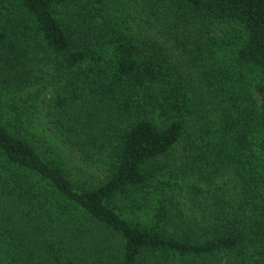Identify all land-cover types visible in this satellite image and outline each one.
I'll list each match as a JSON object with an SVG mask.
<instances>
[{
  "label": "trees",
  "instance_id": "1",
  "mask_svg": "<svg viewBox=\"0 0 264 264\" xmlns=\"http://www.w3.org/2000/svg\"><path fill=\"white\" fill-rule=\"evenodd\" d=\"M0 264H264V0H0Z\"/></svg>",
  "mask_w": 264,
  "mask_h": 264
},
{
  "label": "rangeland",
  "instance_id": "2",
  "mask_svg": "<svg viewBox=\"0 0 264 264\" xmlns=\"http://www.w3.org/2000/svg\"><path fill=\"white\" fill-rule=\"evenodd\" d=\"M48 97H49V95H46L44 99L41 98V101H40L41 105H38L39 109H41V112H36L35 110L33 111L32 108L30 109V111L32 110V112H33L32 115H34V117L35 116H37V118L40 117L41 120L45 118L44 116H45V113L47 111L46 104L48 102ZM37 118H36V120L38 121ZM73 155H74L73 159L77 158L76 153L73 152ZM157 187H158L157 182L154 181V188L152 190L154 191V189H158ZM148 191H149V193L147 194V196L143 200H145V202H146V209L150 212V188ZM153 195H154V193H153ZM141 202H142V200H141Z\"/></svg>",
  "mask_w": 264,
  "mask_h": 264
}]
</instances>
